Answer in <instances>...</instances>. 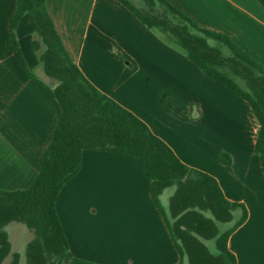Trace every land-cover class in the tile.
Listing matches in <instances>:
<instances>
[{
	"label": "crops",
	"instance_id": "obj_1",
	"mask_svg": "<svg viewBox=\"0 0 264 264\" xmlns=\"http://www.w3.org/2000/svg\"><path fill=\"white\" fill-rule=\"evenodd\" d=\"M166 1L264 66V0ZM16 2L0 0V191L9 192L34 182L60 114L10 48ZM45 5L65 51L88 82L141 120L182 164L213 177L229 202L245 207L247 218L227 247L236 264H264V178L255 154L259 125L249 105L207 79L116 0H45ZM15 34L27 66L51 82L29 49L34 29L28 17ZM221 154L229 157L228 166ZM150 184L135 160L84 150L79 172L56 201L71 256L96 264H177ZM7 236L11 254L4 264L17 253Z\"/></svg>",
	"mask_w": 264,
	"mask_h": 264
},
{
	"label": "trees",
	"instance_id": "obj_2",
	"mask_svg": "<svg viewBox=\"0 0 264 264\" xmlns=\"http://www.w3.org/2000/svg\"><path fill=\"white\" fill-rule=\"evenodd\" d=\"M116 1L207 79L249 105L259 125L255 154L264 178V66L226 36L199 28L166 0ZM24 17L34 29L29 49L51 85L27 66L19 47L15 31ZM9 45L27 77L53 97L60 114L31 186L0 191V264L11 254L3 230L11 222L33 233L25 248L26 264H96L71 256L56 211L58 195L79 172L84 150L136 161L150 180L151 199L179 256L177 264H236L227 241L245 222V207L229 202L213 177L182 164L141 120L88 82L65 51L45 0H17ZM220 161L230 164L225 154ZM170 188L173 193L163 207L160 198ZM19 258L13 253L8 264H19Z\"/></svg>",
	"mask_w": 264,
	"mask_h": 264
},
{
	"label": "rangeland",
	"instance_id": "obj_3",
	"mask_svg": "<svg viewBox=\"0 0 264 264\" xmlns=\"http://www.w3.org/2000/svg\"><path fill=\"white\" fill-rule=\"evenodd\" d=\"M36 76L42 75L41 72H39L38 69L33 71ZM49 85L52 84V82H48ZM172 188L167 189L163 195L160 198L161 204L163 207L167 206L168 198L173 193ZM224 226H220V229L222 230ZM4 230L8 233L11 244H12V251L17 252L20 254V263L19 264H26L25 261V243L33 237V233L28 230L24 225L19 223H10L8 224ZM211 243L209 246L211 247ZM7 261L9 258L6 259Z\"/></svg>",
	"mask_w": 264,
	"mask_h": 264
}]
</instances>
